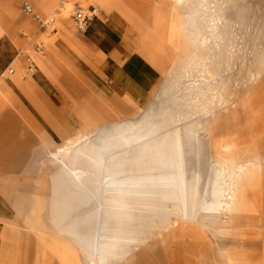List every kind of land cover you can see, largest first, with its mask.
<instances>
[{
  "label": "rangeland",
  "instance_id": "obj_1",
  "mask_svg": "<svg viewBox=\"0 0 264 264\" xmlns=\"http://www.w3.org/2000/svg\"><path fill=\"white\" fill-rule=\"evenodd\" d=\"M185 2L17 0V34L0 33V264H264V0H192L190 19ZM78 7L96 10L83 31ZM94 26L135 48L125 70ZM60 166L103 185L95 205H73Z\"/></svg>",
  "mask_w": 264,
  "mask_h": 264
},
{
  "label": "crops",
  "instance_id": "obj_2",
  "mask_svg": "<svg viewBox=\"0 0 264 264\" xmlns=\"http://www.w3.org/2000/svg\"><path fill=\"white\" fill-rule=\"evenodd\" d=\"M8 0H0V33L3 32L5 34H17L16 31H17V24L15 22V19H16V14H17V0H14L15 2V9H14V12H8L5 7L6 3H7ZM176 4L178 5H184L185 0H174ZM188 4L185 6L184 8V15L187 17V19H190V18H194L193 17V14H194V9L196 7H194L195 5H192V0H187ZM210 1V0H208ZM217 2L219 3V5L221 4H225L226 3V0H217ZM223 9L225 10V6L223 7ZM223 9H218V13L222 12L221 14L218 15V18L220 17H224L226 18L227 15L225 16V12L223 11ZM192 11V12H191ZM224 13V15H223ZM235 17V16H233ZM2 19H5V20H10L9 21V25H5L4 27L1 26V22H2ZM93 24V22L90 24V26ZM98 26H94L93 29L89 32V37L92 36V38L94 39V41H96L95 43L98 44L99 46H102L103 49H104V52H105V55H106V58L108 60V62L110 63L111 67L114 68L115 70H125L132 62L133 60L135 59V48L132 46V44H130L128 41H126L125 39H122V38H116L112 32L110 31H106L105 32V35H102V34H99L100 32H98ZM4 30V31H2ZM97 31V32H96ZM1 54H2V48H1V45H0V71H1V68H2V62H1ZM10 54H9V58H10ZM31 57H28V56H24V57H20L18 58V63L19 65L22 67V68H26V67H30L32 66L33 64V61L32 59H29ZM32 62V63H31ZM40 75V74H39ZM41 76H39L40 78ZM251 77H248L247 75H243V74H240L239 76H237V79L233 81V85L232 86H229V89H228V93L232 91V88L233 86L236 84V82L239 80V79H250ZM31 82V81H29ZM159 100L158 99H155L154 101H157ZM205 131L206 132H213L214 130L212 128L208 129L207 127H205ZM57 136L59 137V134L57 133ZM49 139H52V138H48ZM252 138H244V140H251ZM62 156H64L62 154ZM17 166H15V168H17ZM61 167V170H57L56 171V174H57V178L58 179H61V181L64 183V187H66V174L69 173L68 175L70 176V178H73L74 181H78L77 184L79 185V187H74L73 188V192H71V194L73 195V205L77 206L80 204V199L82 197V195L84 194L85 196H87L88 199L92 200V203H94V200H93V197L94 196H97V192L99 193L100 191H102L103 189V185L101 188H97V192L94 191L96 190V188H93V187H89L82 179H81V172L77 171L78 175L76 176V179L75 177H73V175L66 169L64 170L63 166H60ZM72 168V166H70ZM77 169V168H76ZM68 171V172H66ZM96 179H100L101 177H97L95 176ZM196 178L198 177L197 175L195 176ZM164 182H168L170 183V192L171 194H173V196H176L178 195V193L181 191V190H184V188H186L184 185H183V182H184V176L183 175H170V176H165V177H162ZM161 178V179H162ZM195 178V181L192 182V183H195L196 184V179ZM201 179V182L199 184V186H196L194 184V186H190L188 187V190H191L192 192H198V191H202L203 189H206L207 186H208V183H207V180H205L203 177H200ZM175 182V184H174ZM80 184H84L85 186H81ZM88 187V188H87ZM67 190V188H66ZM43 192H46V190H43ZM45 194V193H44ZM93 195V197H92ZM36 201H38V206H40L39 210L42 209V211L44 212V210H46L47 212V215H48V208H47V200L46 198H43V196H40L39 195V198L36 199ZM119 202H126V200L124 199H121V201ZM78 203V204H77ZM77 204V205H76ZM90 204V202H89ZM81 205V204H80ZM79 205V206H80ZM83 205V204H82ZM95 205V203H94ZM85 211V210H84ZM81 212V211H80ZM78 215H81V213H79ZM74 219L76 220L77 219V216L75 218L74 216ZM103 221V220H102ZM101 219L99 220V218L96 216V220L94 222L95 225H99L101 224ZM205 224V222H204ZM206 225V224H205ZM208 225V224H207ZM209 226V225H208ZM225 233L224 234H227V235H231V233H228L229 231L230 232H233L232 230H229V229H226V228H223V230ZM93 234H95L93 232ZM94 239V238H93ZM93 249L95 250V246L93 247ZM239 264H247V263H239Z\"/></svg>",
  "mask_w": 264,
  "mask_h": 264
},
{
  "label": "built area",
  "instance_id": "obj_3",
  "mask_svg": "<svg viewBox=\"0 0 264 264\" xmlns=\"http://www.w3.org/2000/svg\"><path fill=\"white\" fill-rule=\"evenodd\" d=\"M26 10H28V8H26ZM95 14H96L95 9L92 10L90 8L84 9L82 7H78L75 10L74 14L72 15V20H73L75 27L80 31L86 30L88 26L92 23L93 18L96 16ZM55 17H57V14H55L53 18L47 19L44 22H42V25L46 27H51L55 21ZM38 47L41 48V46H38ZM13 72L14 70L10 71V73H13Z\"/></svg>",
  "mask_w": 264,
  "mask_h": 264
},
{
  "label": "bare ground",
  "instance_id": "obj_4",
  "mask_svg": "<svg viewBox=\"0 0 264 264\" xmlns=\"http://www.w3.org/2000/svg\"><path fill=\"white\" fill-rule=\"evenodd\" d=\"M261 73H262V72H261ZM158 155L162 157V156L164 155V153H161V152L158 151ZM77 174H78V173H77ZM78 181H79V180H78ZM78 181H77V182H78ZM80 185L83 186V187L85 186L84 184H80ZM87 188H88V187H87Z\"/></svg>",
  "mask_w": 264,
  "mask_h": 264
}]
</instances>
